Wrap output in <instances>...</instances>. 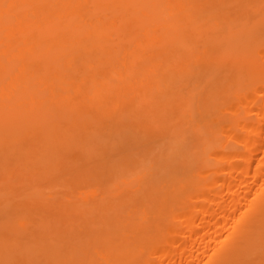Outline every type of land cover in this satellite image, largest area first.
<instances>
[{"label": "bare ground", "instance_id": "obj_1", "mask_svg": "<svg viewBox=\"0 0 264 264\" xmlns=\"http://www.w3.org/2000/svg\"><path fill=\"white\" fill-rule=\"evenodd\" d=\"M0 264H264V0H0Z\"/></svg>", "mask_w": 264, "mask_h": 264}]
</instances>
